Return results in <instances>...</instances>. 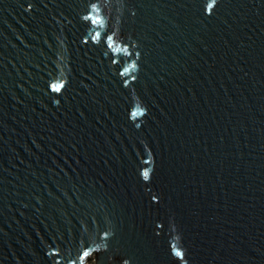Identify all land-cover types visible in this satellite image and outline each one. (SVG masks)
<instances>
[{"label": "water", "instance_id": "95a60500", "mask_svg": "<svg viewBox=\"0 0 264 264\" xmlns=\"http://www.w3.org/2000/svg\"><path fill=\"white\" fill-rule=\"evenodd\" d=\"M88 262L264 264V0H0V264Z\"/></svg>", "mask_w": 264, "mask_h": 264}, {"label": "snow or ice", "instance_id": "6c2138e0", "mask_svg": "<svg viewBox=\"0 0 264 264\" xmlns=\"http://www.w3.org/2000/svg\"><path fill=\"white\" fill-rule=\"evenodd\" d=\"M55 90H56V91H59V86H57V87L55 88ZM147 175H148V174L145 173V177H146V178H147Z\"/></svg>", "mask_w": 264, "mask_h": 264}, {"label": "rangeland", "instance_id": "374dc122", "mask_svg": "<svg viewBox=\"0 0 264 264\" xmlns=\"http://www.w3.org/2000/svg\"><path fill=\"white\" fill-rule=\"evenodd\" d=\"M87 264H93V262H88Z\"/></svg>", "mask_w": 264, "mask_h": 264}]
</instances>
